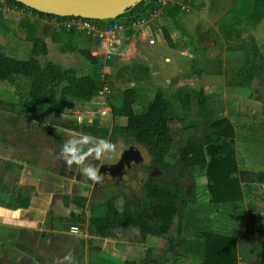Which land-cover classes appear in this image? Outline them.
Instances as JSON below:
<instances>
[{"label":"trees","instance_id":"trees-1","mask_svg":"<svg viewBox=\"0 0 264 264\" xmlns=\"http://www.w3.org/2000/svg\"><path fill=\"white\" fill-rule=\"evenodd\" d=\"M178 1L167 5L163 14L178 19L182 11V5ZM205 1L201 0V5L205 6ZM208 1L212 12L219 17L216 25L227 44V51L231 54H241L240 63L229 69L232 73L230 84L234 87H244L258 77L264 81V53L253 34V30L264 20V0ZM5 5L25 8L50 20L65 18L37 11L16 0H0V6ZM154 8L156 0H142L115 19L96 22L104 27L110 21L117 20L127 24V32L132 33L135 30L132 27L133 22L148 18ZM0 21L6 27L1 15ZM19 29L31 44V56L23 59L0 52V79L19 89L16 77H25L30 81L29 97L34 101L62 108L72 100L90 102L106 87L112 86L111 78L102 73L101 64L96 65L102 58L93 55L90 48H81L78 45V37L83 33L75 28L54 31L52 39L60 45L62 52L79 51L88 61L95 64L94 74L79 75L76 68H65L53 61L43 65L38 56L48 54V44L37 34L36 22L23 19ZM165 37L171 41L167 30ZM197 50L204 51L205 48ZM116 75L122 83H137L150 78L151 68L148 64L134 61L122 65ZM195 94L196 108L192 102ZM138 96L139 90L134 84L121 89L110 100L112 116L126 118L125 123H116L112 128L85 123L81 126V132L101 139L111 138L116 142L121 140L127 146L134 143L142 145L150 157V163L144 165V171L157 170L159 173H150L146 177L140 184L138 197L133 194L131 188L121 184H113L111 188L101 190L102 192L99 191L98 184L93 197L101 213L89 218L88 232L91 235L108 237L115 227L137 228L142 242H146L151 236L166 237L169 242L168 249L173 252V256L178 257L186 243L183 236L186 204L196 201V192L193 190L192 195H188L187 185L181 180L182 176L189 175L195 179L194 175L199 168L206 170L207 189L212 203H234L243 198L244 173L239 168L234 148L236 128L227 116L215 117L217 112L208 108L207 97L194 89L179 88L172 96L174 100L159 93L156 98L146 103L140 112L134 109ZM0 104L14 106V103L4 100H0ZM190 114L201 116V122L189 121L187 118ZM174 147L178 148L177 176L175 164L168 160ZM263 179L264 172L258 173V180ZM0 191H9L8 185L1 183ZM16 195L18 205H29V196L23 199L21 190L16 191ZM66 200L67 204L73 202L84 209L88 198L77 196L67 197ZM119 202H122L121 207ZM72 215L74 220L80 216L75 212H72ZM173 229L176 234L172 233ZM195 238L189 245V253L198 257L200 264L249 263L253 255V251H249L252 246L245 244L247 248L242 252L241 240L229 233L198 230ZM149 249L142 263L128 260L125 264H172L169 260L156 257L152 248Z\"/></svg>","mask_w":264,"mask_h":264},{"label":"rangeland","instance_id":"rangeland-1","mask_svg":"<svg viewBox=\"0 0 264 264\" xmlns=\"http://www.w3.org/2000/svg\"><path fill=\"white\" fill-rule=\"evenodd\" d=\"M179 2L182 5V11L178 21L166 18L163 13L152 19L147 18L149 23L143 25V27L145 25L148 27L147 39L140 37L139 31L142 27H137L132 33L125 32L124 40L130 35L137 36V47H134L130 53L115 54L111 59H105L104 55H99L102 61L96 65L100 66L101 64L102 73L111 78L113 84L108 86L110 92L104 89L90 102L72 100L64 107L58 108L31 99L29 97L30 81L23 76H18L16 78L19 89L15 86L11 93L5 92L6 84H9L6 81L0 88V98L4 100L12 98L10 101L14 102V106L0 104V119L6 118L10 114L23 116L26 118L22 120L25 121L24 126L30 124L32 127L26 133L18 132L19 135H30L40 143L54 146L55 142L50 134L57 133V131H49L47 129L49 125L53 126L55 130H59L60 133L67 131L84 134L81 132V126L85 123L108 128H112L116 123H125L126 118L112 116L109 103L121 89L128 86L135 84L139 90L138 100L134 105L136 112H140L144 105L156 98L159 93L164 94L168 99H173L172 96L179 88H190L202 92L207 97L208 108L217 112L215 117L227 116L236 128L234 148L239 168L244 173L243 198L234 203H212L207 189L206 170L199 168L194 175L195 179L184 175L181 180L187 185L188 195H192L193 190L196 192V201L186 204L183 230L186 243L181 249L182 253L178 257L173 256V252L168 249L169 242L166 237L151 236L145 246L147 251L152 248L156 257L169 260L172 264H200L198 257L189 253V245L196 239L198 230H214L229 233L243 240L241 243L242 252L247 248L244 240L253 244L261 253L262 259L258 263L264 264V179L258 180V173L264 172V81L258 77L248 86L237 88L232 86L230 84L232 73L229 72V69L240 63L241 54H231L227 51V44L216 25L218 15L212 12L208 0L205 1V6L201 5V0H179ZM2 17L6 24H9L8 15L3 14ZM19 26L17 24L18 28ZM18 28L10 31L0 21V52H5L16 58L27 59L31 56V49L27 45L24 33ZM165 30L170 31L175 39L172 38L171 41H168L165 37ZM257 30V41L264 53V20ZM54 31L52 27V32ZM151 39L155 40V44L150 45ZM99 44L96 37H88L85 34L78 37V45L81 48H90L94 51L99 49ZM58 45V43L49 41L50 55L38 56L43 65L48 61H53L65 68H76L79 75L94 74L96 65L88 61L79 51L67 52L65 55L60 52V45ZM173 45H176V48H172ZM117 47L120 49V46ZM197 48H205V50L198 51ZM168 57L170 60L167 59ZM134 61L150 66V78L137 83L133 81L122 83L117 78V70L122 65ZM192 102L196 108V94ZM6 106L12 109H8ZM187 119L199 123L202 117L190 114ZM91 138L90 160L84 155L85 152L80 155L78 153L77 159L82 158L80 161L86 164L90 162L93 167L98 161V174L102 167L103 169L107 167L112 175L110 178L116 180L111 181L107 187L112 186L113 183L121 184L123 187L131 188L133 194L138 197L140 184L124 177L122 170L116 165L127 144L121 140L116 142L111 138L105 139L116 146L115 152L109 153V150L104 147L103 139L92 136ZM132 145L141 149L145 164H149L150 157L146 149L137 143ZM85 148L84 144L83 149L85 150ZM97 151L101 155L100 159H97ZM177 158L178 148L174 147L168 160L175 164V176L179 172ZM111 164H114L113 167ZM150 173L152 170L146 173V177ZM158 173L155 171V174ZM96 183L93 180L89 183L91 191L87 197L90 200L94 199L92 189H96L99 184L96 185ZM98 189L101 191L100 188ZM121 197L123 198V196ZM93 202H90L87 208V219L101 213L96 202ZM121 206L122 202H119V207ZM175 232L176 230L173 229L172 233ZM65 237L70 239L73 235L67 233ZM104 239L98 238L97 241H92L89 245L94 247L103 243L102 246L115 247L123 244L132 248L134 253L143 249L144 246L137 228L122 231L115 227L108 236L107 243ZM129 239L133 243L127 244L126 241H130ZM249 248L250 252L253 251L252 247ZM133 258H136V261L139 259L136 255Z\"/></svg>","mask_w":264,"mask_h":264},{"label":"crops","instance_id":"crops-1","mask_svg":"<svg viewBox=\"0 0 264 264\" xmlns=\"http://www.w3.org/2000/svg\"><path fill=\"white\" fill-rule=\"evenodd\" d=\"M0 12L1 16L8 15L10 20L6 28L10 31L17 29V24L20 25L23 19L36 22L37 34L46 40L48 44L46 55H50L49 41H53L52 19L40 17L25 8L9 5ZM147 23L149 22L139 26L142 27L139 34L143 39H147L149 35L147 25L143 27ZM258 27L253 30L256 39ZM126 31L120 33L117 38L116 47L120 46V49L117 47V54L126 55L137 47L135 34L127 37L129 40L123 39ZM170 37L171 40L175 39L173 34H170ZM27 42L31 49L30 42ZM172 48H176V45ZM62 53L66 55L67 52ZM167 59L170 60V57ZM3 83L4 80H0V88L3 87ZM8 83L4 91L11 93L15 85ZM11 99L0 98V100L14 103L10 101ZM6 107L12 109L9 106ZM25 119L23 116L13 114L0 119V184H6L9 187V191H0V264H125L128 260L136 261V258H133L135 255L139 258L137 262L142 263L146 257V242L142 243L143 249L137 253L123 244L115 247L102 246L103 243L94 247L89 245L98 238H105V243L108 242V237L91 235L88 232L89 219L86 213L90 202L93 203L94 199L90 200L87 197L91 191L89 188L91 179L83 174V170L92 164L90 162L86 164L83 161L78 163L77 159H74V156L77 158L78 153L80 155L85 152L84 155L90 160L91 136L67 131L60 133L49 125L47 128L49 131H57L50 134L55 144L52 146L40 143L33 136L19 135L18 132L26 133L32 127L30 124L24 126L25 121L22 120ZM62 146L68 151H64ZM68 160H72L71 167L67 164ZM97 162L94 166L96 169L99 166ZM56 167L57 170H55ZM15 190L22 191L23 199L26 196L30 197L29 205L26 207L18 205ZM77 196L88 198L86 208L81 209L73 202L67 204V197L76 198ZM72 212L79 213L80 216L74 220ZM73 224H79L82 231L80 234L70 232V226ZM67 233L73 237L67 239L65 237ZM129 240L126 241L127 244L133 243L131 239ZM244 241L252 246L253 255L249 263L239 262V264H254V261L255 264H260L258 263L262 259L260 251L250 242ZM69 254L71 259L64 260L63 258Z\"/></svg>","mask_w":264,"mask_h":264},{"label":"water","instance_id":"water-1","mask_svg":"<svg viewBox=\"0 0 264 264\" xmlns=\"http://www.w3.org/2000/svg\"><path fill=\"white\" fill-rule=\"evenodd\" d=\"M37 11L57 16H75L94 20L115 19L142 0H16ZM144 156L139 147L130 145L121 154L118 166L122 175L142 184Z\"/></svg>","mask_w":264,"mask_h":264},{"label":"built area","instance_id":"built-area-1","mask_svg":"<svg viewBox=\"0 0 264 264\" xmlns=\"http://www.w3.org/2000/svg\"><path fill=\"white\" fill-rule=\"evenodd\" d=\"M173 1L174 0H156V8L151 11L150 16L148 18L152 19L162 14L164 8L170 3H173ZM5 6H0V10L5 8ZM183 8H185V6H183ZM146 22L147 18H142L133 22L132 27L137 28ZM52 23L53 28L56 32H59L62 29L75 28L78 32L83 33L88 37H96L100 42L98 46L99 49L94 50L92 53L95 56L104 55L106 57L105 59H111L113 55L117 54V38L120 33L128 29L127 24L117 20H112L104 27H102L94 19L75 16H66L63 19L54 18L52 19ZM150 43H155V40L151 39ZM105 90L110 92V89L107 87L105 88ZM101 92H103V90ZM73 227H76L78 229L77 233H73L71 231ZM70 232L73 234H80L82 231L79 224H73L70 226Z\"/></svg>","mask_w":264,"mask_h":264},{"label":"clouds","instance_id":"clouds-1","mask_svg":"<svg viewBox=\"0 0 264 264\" xmlns=\"http://www.w3.org/2000/svg\"><path fill=\"white\" fill-rule=\"evenodd\" d=\"M103 140L105 141V143H104V147H105V149H108V150H109V153H113V152H115V147H116V146H115L114 144L110 143L108 140H105V139H103ZM62 148H64V151H68V149H67L66 147L62 146ZM71 151L74 152V150H71ZM62 158H63V157H62ZM100 158H101V155H100L99 151H97V159H100ZM74 159H77V158L74 156ZM80 159H82V158L77 159V162H78V163L80 162ZM67 164H68L69 167H71V165H72V160H68V161H67ZM83 174H84L85 176H87L89 179H91V180H93V181H96V182H99V181L102 179V177H101L100 175H98V169H96V168L93 167V166H89L88 168L84 169V170H83ZM71 231H72L73 233H77V232H78V229H77L76 227H73V228L71 229ZM63 259H64V260L71 259L70 254L67 255V256H65Z\"/></svg>","mask_w":264,"mask_h":264},{"label":"flooded vegetation","instance_id":"flooded-vegetation-1","mask_svg":"<svg viewBox=\"0 0 264 264\" xmlns=\"http://www.w3.org/2000/svg\"><path fill=\"white\" fill-rule=\"evenodd\" d=\"M129 146H130V145H129ZM129 146H127V147H129ZM127 147H126V148H127ZM126 148H125V149H126ZM120 157H121V156H120ZM118 162H119V161H118ZM117 164H118V163H117ZM117 164H116V165H117ZM144 164H145V161H144ZM144 164H143V166H142V167H143V171H144ZM111 165H112V167H113L114 164H111ZM117 166H118V165H117ZM100 167H101V166H100ZM118 167H119V166H118ZM155 171H157V170H152V173L155 174ZM144 173H145V176H146V173H147V172L144 171ZM98 175H100V176L102 177V179H101L99 182H97L96 185L99 183V184H100V189H101V190H104V189L109 188V187H107V186L109 185V183H110L111 181H116L115 179L113 180V179L110 178V176H112V175H111V173L109 172V170H107V167H106V168L104 167V169H103V167H102ZM105 176H106V177H105ZM119 176H120V175H119ZM113 184L115 185V184H117V183H113ZM111 187H112V186H111ZM111 187H110V188H111ZM104 191H105V190H104Z\"/></svg>","mask_w":264,"mask_h":264}]
</instances>
